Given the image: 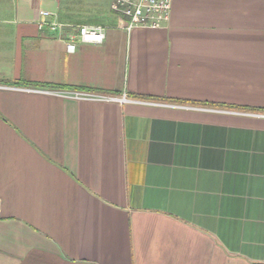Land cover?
Returning <instances> with one entry per match:
<instances>
[{
    "label": "crops",
    "instance_id": "crops-1",
    "mask_svg": "<svg viewBox=\"0 0 264 264\" xmlns=\"http://www.w3.org/2000/svg\"><path fill=\"white\" fill-rule=\"evenodd\" d=\"M112 3L0 0V264H264V0Z\"/></svg>",
    "mask_w": 264,
    "mask_h": 264
},
{
    "label": "built area",
    "instance_id": "built-area-1",
    "mask_svg": "<svg viewBox=\"0 0 264 264\" xmlns=\"http://www.w3.org/2000/svg\"><path fill=\"white\" fill-rule=\"evenodd\" d=\"M173 0H113L112 10L127 20V29L136 27L158 29L163 27L171 16ZM39 28H48L53 34L61 35L68 25L53 20L42 19ZM71 39H79L82 43L101 44L105 38V30L101 27L81 26L77 28L76 35ZM71 52L75 51L74 42L68 44ZM64 98L84 99L90 101H100L107 98L90 93L60 92Z\"/></svg>",
    "mask_w": 264,
    "mask_h": 264
}]
</instances>
